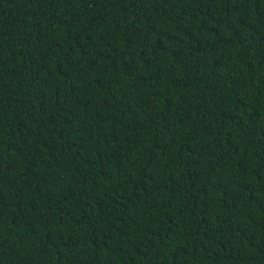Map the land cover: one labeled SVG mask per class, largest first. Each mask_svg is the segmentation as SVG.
Here are the masks:
<instances>
[{"label": "trees", "instance_id": "16d2710c", "mask_svg": "<svg viewBox=\"0 0 264 264\" xmlns=\"http://www.w3.org/2000/svg\"><path fill=\"white\" fill-rule=\"evenodd\" d=\"M0 264H264V0H0Z\"/></svg>", "mask_w": 264, "mask_h": 264}]
</instances>
